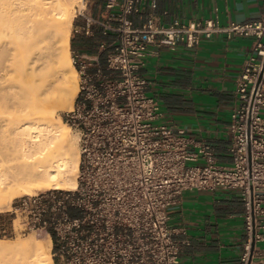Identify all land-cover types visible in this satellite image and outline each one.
<instances>
[{
  "label": "built area",
  "instance_id": "1",
  "mask_svg": "<svg viewBox=\"0 0 264 264\" xmlns=\"http://www.w3.org/2000/svg\"><path fill=\"white\" fill-rule=\"evenodd\" d=\"M90 2L72 32L90 40L92 51L71 52L78 89L63 115L77 136L76 186L13 199L0 211V237H47L61 264H178L187 241L176 238L183 229L169 226L171 209L187 191L233 190L245 232L240 263L264 264L254 248L264 241V18L164 24L156 0H103L97 14ZM215 33L255 42L235 81L229 166L217 164L209 144L191 150L196 142L164 120L140 73L145 58L180 44L193 49Z\"/></svg>",
  "mask_w": 264,
  "mask_h": 264
},
{
  "label": "crops",
  "instance_id": "2",
  "mask_svg": "<svg viewBox=\"0 0 264 264\" xmlns=\"http://www.w3.org/2000/svg\"><path fill=\"white\" fill-rule=\"evenodd\" d=\"M90 3L91 13L101 11L103 0ZM155 12L164 24L217 16L224 26L262 20L264 0H156ZM133 18L139 22L138 17ZM254 45L249 37L215 33L209 39L202 38L193 49L181 44L174 51L162 49L158 57L145 58L140 71L151 81V93L164 120L184 129L196 142L192 151L200 144L211 145L221 166L232 162L228 151L232 137L226 126L237 102L235 81ZM72 49L91 52V41L72 35ZM201 162L202 157L197 163ZM169 226L185 231L176 235L178 240L187 241L178 264H241L245 232L237 191L185 192L171 209ZM254 248L264 253V241L255 243Z\"/></svg>",
  "mask_w": 264,
  "mask_h": 264
},
{
  "label": "bare ground",
  "instance_id": "3",
  "mask_svg": "<svg viewBox=\"0 0 264 264\" xmlns=\"http://www.w3.org/2000/svg\"><path fill=\"white\" fill-rule=\"evenodd\" d=\"M74 3V0H0V35L10 31L6 35L14 36L9 40L20 46L17 51L22 56L20 65L13 70L5 59L12 51L10 43L0 44V109L12 106L17 115L12 128L11 123H0V136L2 132L12 133L17 142L10 151L19 161L10 176L0 166V208L17 195L76 186L77 136L56 118L59 110H71L78 89L70 57ZM12 70L16 82L9 84ZM14 88L15 101L10 105L9 91ZM34 238L0 239V264H16L13 259H21L18 264H56L49 254L50 239L45 242Z\"/></svg>",
  "mask_w": 264,
  "mask_h": 264
},
{
  "label": "rangeland",
  "instance_id": "4",
  "mask_svg": "<svg viewBox=\"0 0 264 264\" xmlns=\"http://www.w3.org/2000/svg\"><path fill=\"white\" fill-rule=\"evenodd\" d=\"M74 1L76 3V4L74 3L75 17H74V19H73V21H72V23L70 25V57H71V52L73 50L72 49V35H74V34H73L72 30H73V27H74L75 23H77V21L79 22V17L77 16L78 12L81 11L82 9H86V8L88 9L89 2L91 0H82V1L81 0H77V2H76V0H74ZM6 33H10V31L6 32ZM6 33L4 34V36H3V34L0 35V41H1L0 44L1 43L6 44L5 42H7L8 44L10 43L9 44V49L12 50V51L11 52L9 51L7 53L8 55H5V57H6L5 59L8 60L7 63L10 61L8 64H11L12 65V69L14 70L16 65L18 67L20 65L21 61H22V56L20 54L21 52L19 53V51H20L19 49H21V48H20V46L18 44L15 43V40L12 39L13 42L11 40H9L10 38H14V36L9 37L11 35L7 34L8 38H6L7 37ZM11 34H12V32H11ZM14 49H15V51H13ZM17 50H19V51H17ZM21 51L23 52V50H21ZM15 56H17V57H15ZM9 57H10V59H9ZM71 64H72V61H71ZM13 70L11 72L12 75L8 76L9 77L8 78L9 79L8 80L9 84H14V81L16 82V78H15ZM14 91H15V88L13 90L9 91V93H10V95L12 97L10 105H12V103H14V101H15V100L13 101L14 97H13V94H12V93H14ZM72 105H73V103H72ZM69 110H70V108H67V109H64V110H59L57 112V114H56L57 121H59L61 119L64 122L63 115H64L65 112H67ZM16 117H17L16 111H15V109L12 106H10L9 108L3 106L0 109V123L1 124L2 123H7V124L11 123V128H12L13 125H14V122L16 121ZM2 133H3V135L0 136V163L3 164V165H0V166H1V168L3 166V170L6 172L7 176H10L14 172V169L16 171V169H17V167L19 165V161L17 160L18 159L17 156L15 154L11 153V151H13L12 147L14 146V149L16 147L14 143H16L17 141L13 138L12 133H9V135H6L5 132H2ZM2 140H3V142H2ZM3 153H5V154H3ZM40 191H45V190H40ZM37 192H39V190ZM19 196H22V195H17V196H14V197L16 198V197H19ZM14 197L12 198V200L15 199ZM11 202L12 201H10V202L7 201V204H5V206L3 205L0 208V211L3 210V209L4 210L7 209L9 207V205L11 204ZM29 238H34L35 240H41V241H45V242L48 241L47 237L36 236V235H33V234H28V235H25V236L18 235V236H15V237H4V238L1 237L0 239H5V240H27ZM50 247H51V245H50ZM49 254H50V248H49ZM16 258H21V256L16 257ZM51 259H52V257H51ZM12 261H13L12 263L18 264V263H20L21 259H17V260L13 259ZM53 262H55V261H53ZM55 263L56 264H61V263H58V262H55Z\"/></svg>",
  "mask_w": 264,
  "mask_h": 264
},
{
  "label": "trees",
  "instance_id": "5",
  "mask_svg": "<svg viewBox=\"0 0 264 264\" xmlns=\"http://www.w3.org/2000/svg\"><path fill=\"white\" fill-rule=\"evenodd\" d=\"M1 238V237H0Z\"/></svg>",
  "mask_w": 264,
  "mask_h": 264
}]
</instances>
